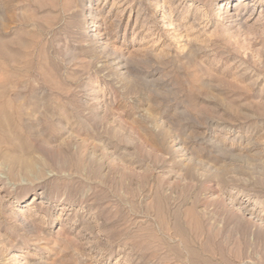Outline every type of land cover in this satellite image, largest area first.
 Listing matches in <instances>:
<instances>
[{"label": "rangeland", "instance_id": "rangeland-1", "mask_svg": "<svg viewBox=\"0 0 264 264\" xmlns=\"http://www.w3.org/2000/svg\"><path fill=\"white\" fill-rule=\"evenodd\" d=\"M0 122V264H264V0H0Z\"/></svg>", "mask_w": 264, "mask_h": 264}, {"label": "bare ground", "instance_id": "bare-ground-1", "mask_svg": "<svg viewBox=\"0 0 264 264\" xmlns=\"http://www.w3.org/2000/svg\"><path fill=\"white\" fill-rule=\"evenodd\" d=\"M3 104H4V103H3ZM3 104H2V105H3ZM6 104H7V103H6ZM6 104H5V105H6ZM5 105H4V106H5ZM4 106H3V107H4ZM6 106H7V105H6ZM3 107L1 106V108H3ZM5 109H6V108H5ZM1 110H2V109H1ZM6 110H8V108H7ZM6 110H3V112L6 111ZM1 113H2V111H1ZM5 113H7V111H6ZM1 115H2V114H1ZM6 115H7V114H6ZM6 115H5V117H7ZM8 115H9V114H8ZM11 118H12V116H11ZM9 119H10V117H9ZM9 119H7V120H9ZM10 121H11V120H10ZM8 122H9V121H8ZM0 124H1V122H0ZM9 125H10V123H9ZM2 126H3V125H2ZM4 127H5V126H4ZM2 129H3V128H2ZM2 136H3V135H2ZM24 166H25V165H24ZM23 169H24V168H23ZM31 169H32L31 166H27V167H26V171H29V170H31ZM33 170H34V169H33ZM33 172H34V171H32V174H33ZM30 173H31V172H30ZM24 174H25V173H24ZM27 175H31V174L28 173ZM32 176H33V175H32Z\"/></svg>", "mask_w": 264, "mask_h": 264}]
</instances>
